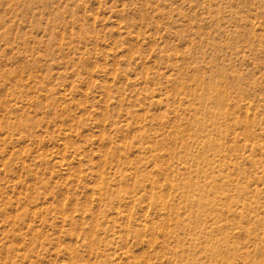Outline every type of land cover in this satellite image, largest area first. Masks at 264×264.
I'll use <instances>...</instances> for the list:
<instances>
[{"label":"rangeland","instance_id":"1","mask_svg":"<svg viewBox=\"0 0 264 264\" xmlns=\"http://www.w3.org/2000/svg\"><path fill=\"white\" fill-rule=\"evenodd\" d=\"M0 264H264V0H0Z\"/></svg>","mask_w":264,"mask_h":264}]
</instances>
